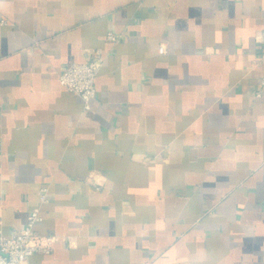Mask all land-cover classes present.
Instances as JSON below:
<instances>
[{
	"label": "crops",
	"instance_id": "obj_1",
	"mask_svg": "<svg viewBox=\"0 0 264 264\" xmlns=\"http://www.w3.org/2000/svg\"><path fill=\"white\" fill-rule=\"evenodd\" d=\"M263 31L264 0H0L6 236L50 187L29 264H264ZM96 48L85 109L59 77Z\"/></svg>",
	"mask_w": 264,
	"mask_h": 264
},
{
	"label": "built area",
	"instance_id": "obj_2",
	"mask_svg": "<svg viewBox=\"0 0 264 264\" xmlns=\"http://www.w3.org/2000/svg\"><path fill=\"white\" fill-rule=\"evenodd\" d=\"M2 23H7L5 19ZM107 38L112 42H119L121 34L110 30ZM262 46L261 60L264 63V31L260 36ZM166 51L165 44H161L160 52ZM103 63V53L100 48L91 52L88 60L68 63L63 68L59 80L70 92L75 93L84 101L85 109H91V102L97 97L96 78ZM261 88L257 89V97L264 96V76L261 79ZM50 187L42 186L39 189V203L32 207L23 227L6 236L0 228V264H29V259L36 253H50L53 249L55 235L42 234L36 227L43 217L42 205L48 201ZM0 224L2 220L0 218Z\"/></svg>",
	"mask_w": 264,
	"mask_h": 264
}]
</instances>
